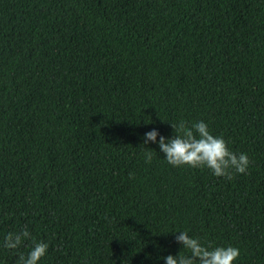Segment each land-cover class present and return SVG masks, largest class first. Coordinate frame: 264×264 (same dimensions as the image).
Wrapping results in <instances>:
<instances>
[{
  "label": "trees",
  "instance_id": "1",
  "mask_svg": "<svg viewBox=\"0 0 264 264\" xmlns=\"http://www.w3.org/2000/svg\"><path fill=\"white\" fill-rule=\"evenodd\" d=\"M180 119L246 173L141 145ZM25 226L38 264H164L177 229L264 264V0H0V241Z\"/></svg>",
  "mask_w": 264,
  "mask_h": 264
},
{
  "label": "clouds",
  "instance_id": "2",
  "mask_svg": "<svg viewBox=\"0 0 264 264\" xmlns=\"http://www.w3.org/2000/svg\"><path fill=\"white\" fill-rule=\"evenodd\" d=\"M170 126L174 134L168 137L156 128L145 131L141 145H147L150 141L158 145L164 160L172 166L205 168L211 175L227 180H231L234 174L246 173L249 168L248 153L231 150L224 137L214 135L204 120L187 123L180 119L171 122ZM144 149L143 159L148 163L153 159L154 152L149 150L152 149L150 147ZM171 231L174 240L181 245L180 249L185 251L162 256L164 264H233L239 256V249L234 245L213 246L202 243L199 237L190 235L187 230ZM26 240L31 243L27 246V252L19 255L17 264H38L46 255L49 245L47 241L32 237L26 226L6 232L0 241V248L17 249Z\"/></svg>",
  "mask_w": 264,
  "mask_h": 264
}]
</instances>
